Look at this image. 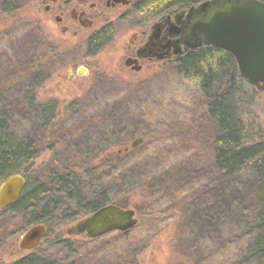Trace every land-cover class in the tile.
I'll return each mask as SVG.
<instances>
[{
  "label": "trees",
  "instance_id": "16d2710c",
  "mask_svg": "<svg viewBox=\"0 0 264 264\" xmlns=\"http://www.w3.org/2000/svg\"><path fill=\"white\" fill-rule=\"evenodd\" d=\"M200 1L149 0L144 4L166 8ZM35 42L19 47L21 51L15 57L5 55L0 64V184L15 173L24 174L27 181L20 198L5 211L18 216L23 226L45 224L44 243L53 250L38 252L39 247L0 264H65L62 254L73 251L75 242L59 235L49 239L55 234L56 224L76 222L110 203L128 208L123 199L134 197L136 188L146 186L144 198H148L156 196V185L165 187L169 181L172 187L178 184L176 174L169 172L168 176L166 169L152 160L145 161V169L134 162L140 159L130 156L131 148L124 151L136 134L153 136L149 126L139 133L135 121L124 119L136 116L129 105L135 102L133 97L129 101L130 91L109 96L103 110L83 117L73 115L71 119L59 118L56 102L38 101L37 88L46 79L50 53L46 37L40 35ZM93 47L91 43L89 50ZM174 65L208 97L203 114L207 129L204 138L213 152L209 171L213 177L208 188L203 194L196 188L176 205L180 235L186 236L178 242L189 241L193 251L200 256L204 252L210 264H264V143L245 141L238 96L243 93L241 100L245 102L253 94L244 89L247 81L239 74L233 55L223 48L204 46L166 67ZM15 119L26 123V136L20 138L10 132ZM31 121L36 122V128H32ZM68 151L69 156L59 160V154ZM43 152H52L49 165L34 169L35 160ZM131 163L132 167L126 166ZM143 203L132 204L146 215ZM235 232L247 233L248 237L236 236ZM234 237L246 243L239 251L231 252L228 246L235 243ZM197 259L191 263H198ZM131 260L136 263V256Z\"/></svg>",
  "mask_w": 264,
  "mask_h": 264
},
{
  "label": "rangeland",
  "instance_id": "374dc122",
  "mask_svg": "<svg viewBox=\"0 0 264 264\" xmlns=\"http://www.w3.org/2000/svg\"><path fill=\"white\" fill-rule=\"evenodd\" d=\"M28 1L22 0L27 4L15 16L0 20V64L5 55L15 57L21 51L19 47L25 43H36L40 37L35 29L36 25L29 24L34 10ZM170 1L173 0H168ZM16 21L18 23L15 25ZM43 28L56 47L52 55L57 50L60 51L57 58L46 63L47 75L42 85L37 88V100L56 102L59 118L71 119L73 115L83 117L103 110L109 96L117 97L126 90L130 91L129 101H133L130 98L133 97L135 102H130L129 105L134 109L136 116L132 115L134 120L130 115L124 116L126 117L124 119L135 121L139 133L144 132L148 126L153 130V136L136 134L129 140L126 146L131 148L130 156L139 158L140 160L134 162L143 168L147 166L146 160H152L159 167L165 168L168 176L171 172L176 174L178 179V184L173 187L172 181L165 187L156 185L154 197L144 198L147 195V192H144L147 187L144 186L136 188L134 197L127 196L123 199L128 203V208L135 209L138 218V223L126 231L127 233L113 231L90 240L83 236L67 234L66 229L75 221L69 224H56L55 234L49 239L59 235L76 243L71 247L74 252L68 253L65 250L62 254L65 264H192L191 262H196L197 258L198 263L193 264H210L207 263L204 252L200 256L193 251L189 241L182 239L178 242L179 238L186 239V236L180 235L182 229L178 228L176 206L196 188L203 194L212 181L213 173L209 174V171L213 152L209 142L204 138L207 129L203 114L208 97L189 79L181 76L174 68L175 65L166 67L147 64L141 72H132L126 68L121 56L122 46L129 38L126 30L114 35L110 43L99 53L91 55V50L85 48L81 40L73 38L71 34L62 38L61 33L52 25H44ZM81 62L91 63L89 76L75 75L74 72ZM69 67L72 68V72L69 71ZM243 87L253 94L251 100L244 102L241 98L245 96L241 92L238 93L243 110L245 141L248 144L264 143V91L247 82ZM136 100H139L138 103ZM135 104L138 107L135 108ZM74 109L77 112L69 115ZM36 125L35 121H31L32 128H36ZM11 126L10 132L14 133V136L20 138L26 136L27 125L26 123L23 125L21 119H15ZM138 138L143 140L136 147H130ZM113 150L117 151L118 148ZM69 152L71 151L61 152L59 160L67 157ZM51 156L52 152L41 153L35 160L34 169L49 165L48 160ZM130 165L132 167V163L126 166ZM98 170L97 168L96 171ZM162 188L166 191H162ZM168 190L170 193L167 194ZM135 202H144L143 211L146 215L140 214L133 206L132 203ZM1 226L3 228L0 230V261L9 263L30 252L20 250L18 244L21 235L32 225L23 226L18 216L0 208ZM235 235H241L244 239L248 237L247 233L235 232ZM234 239L235 243L228 246L231 252L233 249L239 251L246 243L245 240L237 242L236 237ZM182 244L184 245L181 246ZM52 248L48 243H44L38 252L49 253ZM133 256H136V263L131 260Z\"/></svg>",
  "mask_w": 264,
  "mask_h": 264
},
{
  "label": "water",
  "instance_id": "95a60500",
  "mask_svg": "<svg viewBox=\"0 0 264 264\" xmlns=\"http://www.w3.org/2000/svg\"><path fill=\"white\" fill-rule=\"evenodd\" d=\"M185 17L177 18L179 25L171 26L170 34L179 36L178 43L187 51L203 46H214L230 52L238 65L240 75L256 89L264 91V2L262 0H203L188 8ZM153 44L149 41L139 56H146ZM169 45V44H168ZM165 46H162L163 50ZM157 54V53H156ZM157 58L162 59L160 54ZM130 65L129 60L125 63ZM139 70L140 67H133ZM87 70L79 67L78 75ZM143 139L134 140L130 147H136ZM128 151V147L124 149ZM25 186L23 176L15 174L0 185V208L6 209L20 198ZM138 223L132 208H122L115 203L100 207L69 226L66 231L72 236L99 238L113 231L126 232ZM47 235L45 224L29 227L20 237L18 247L31 251L41 246Z\"/></svg>",
  "mask_w": 264,
  "mask_h": 264
},
{
  "label": "flooded vegetation",
  "instance_id": "af4514ba",
  "mask_svg": "<svg viewBox=\"0 0 264 264\" xmlns=\"http://www.w3.org/2000/svg\"><path fill=\"white\" fill-rule=\"evenodd\" d=\"M147 1L149 0H29L28 4H32L34 10L31 13L29 24L36 25L35 29L39 32V36L47 38L50 60L57 58L60 50L52 55L55 45L50 36L44 32V25H52L58 33H61L62 38L71 34L73 38L81 40L85 48L89 49L90 44L93 43L91 55L99 53L110 43L114 35L126 30L129 38L122 46L121 56L124 59L125 67L132 72H141L147 64L160 66L176 64L183 55L192 51H187L184 45L178 43L180 35L170 34L171 26L179 25L176 23L177 18L185 17L183 12H186L191 6H196L199 2L188 6L176 4L166 8H150L144 4ZM7 2L12 5L6 6ZM26 4L27 2H25ZM22 7V0H0V20L15 16ZM17 23L18 21L14 24ZM149 41L156 43L151 49L154 55L148 53L146 56H139V52ZM162 46H165L163 50ZM160 54H163L164 58H157ZM63 57L66 62L64 54ZM127 60L130 65L125 64ZM79 67H84L87 73L84 72L83 76H79ZM133 67H140V69L135 70ZM91 69L90 62H81L74 73L76 76L85 77L89 76ZM69 71L72 72L71 67H69ZM44 240L41 246L31 251L42 247Z\"/></svg>",
  "mask_w": 264,
  "mask_h": 264
},
{
  "label": "bare ground",
  "instance_id": "6f19581e",
  "mask_svg": "<svg viewBox=\"0 0 264 264\" xmlns=\"http://www.w3.org/2000/svg\"><path fill=\"white\" fill-rule=\"evenodd\" d=\"M202 1H203V0H202ZM202 1H200L198 4H200ZM263 2H264V1H263ZM198 4H197V5H198ZM191 7H192V6H191ZM233 57H234V56H233ZM234 59H235V58H234ZM235 61H236V60H235ZM236 63H237V62H236ZM237 66H238V65H237ZM238 70H239V68H238ZM239 74H240V72H239ZM15 174H18V175H21V176L24 177V175H22L21 173H15ZM15 174H13V175H15ZM11 176H12V175H11ZM24 179H25V177H24ZM5 180H6V179H5ZM5 180H4V181H5ZM4 181H3V182H4ZM1 184H2V183H1ZM1 184H0V185H1ZM25 185H26V179H25ZM24 188H25V186H24ZM24 188H23V190H24ZM23 190H22V192H23ZM22 192H21V194H22ZM20 196H21V195H20ZM39 224H43V223H39ZM35 225H37V224H35Z\"/></svg>",
  "mask_w": 264,
  "mask_h": 264
}]
</instances>
